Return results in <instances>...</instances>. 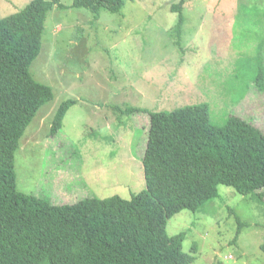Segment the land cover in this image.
I'll return each mask as SVG.
<instances>
[{
	"label": "rangeland",
	"instance_id": "374dc122",
	"mask_svg": "<svg viewBox=\"0 0 264 264\" xmlns=\"http://www.w3.org/2000/svg\"><path fill=\"white\" fill-rule=\"evenodd\" d=\"M30 1L0 0V18ZM177 3L127 0L118 12H94L55 0L29 68L54 97L19 140L16 190L54 204L129 199L146 187L149 111L206 102L213 123L236 115L264 132V0H183L173 10ZM66 99L75 101L51 134ZM218 191L170 217L167 233L187 230L191 264H264V198L223 184Z\"/></svg>",
	"mask_w": 264,
	"mask_h": 264
},
{
	"label": "trees",
	"instance_id": "16d2710c",
	"mask_svg": "<svg viewBox=\"0 0 264 264\" xmlns=\"http://www.w3.org/2000/svg\"><path fill=\"white\" fill-rule=\"evenodd\" d=\"M126 1L74 0V6L118 12ZM182 2L172 9L180 10ZM54 5L55 0H31L0 18V264H191L194 255L182 248L187 230L169 235V218L199 210L218 196L222 184L264 198V132L236 115L223 125L213 123L206 102L144 110L149 116L141 157L145 189L129 199L89 196L72 204L16 190L19 140L54 97L29 71ZM182 23L180 12L178 31ZM74 101L58 106L51 134L62 127Z\"/></svg>",
	"mask_w": 264,
	"mask_h": 264
}]
</instances>
